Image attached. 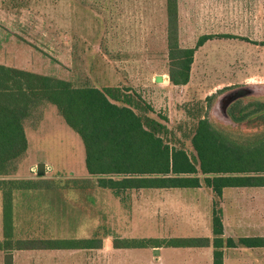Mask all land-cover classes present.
Segmentation results:
<instances>
[{"label": "rangeland", "instance_id": "374dc122", "mask_svg": "<svg viewBox=\"0 0 264 264\" xmlns=\"http://www.w3.org/2000/svg\"><path fill=\"white\" fill-rule=\"evenodd\" d=\"M115 1L34 0L37 12L32 11L30 18H16V31L29 30L33 48L43 55L39 56L36 70L50 77L69 79L76 89L49 92L54 104L39 98L42 104L24 122L27 148L23 152L19 140L16 141L9 155L13 169L10 175L0 177V180L20 182L16 187L21 189L13 190L11 194L12 209L17 214L16 219L22 222L16 227L25 231V234L18 232L19 239L53 236L83 240L93 235L101 240V249L80 258L67 254L63 258L64 264H123L125 259L136 264H153L144 251L145 254L139 251L141 257L129 252L131 257L123 258V250H114L112 240L123 239L127 233L134 239L157 240L174 233L178 226L184 231L189 228L188 222L175 225L185 223L181 214L191 217L189 215L211 204L212 198L205 189L131 191L118 198L95 187L101 174L89 176L83 138L64 123L60 109L72 125L81 128L79 130L88 144L95 143L94 140L101 143L104 139L108 151L112 144L111 153L106 156L96 148L92 149L91 157L95 161L92 160L91 168L94 171L123 168L130 171L126 173L128 176L140 175V171H145L147 176H157L155 171L160 172L167 165L169 169H194L197 174L193 176L202 178L222 174L225 172L222 167L232 168L244 157L251 159L249 157L258 155L263 160L264 147L241 153L216 138L214 130L235 141L255 139L233 132L213 113V103L219 92L229 88L264 87V47L254 49L239 43L240 47L232 49L233 60L228 62L229 65L225 58H215L206 66L198 58L187 84L172 85L167 81L158 85L153 82L154 75L168 73L165 50L159 48L145 52L137 49L134 42L122 43L123 1ZM79 4L87 8L82 10ZM124 35V39L130 38L129 34ZM107 39L116 41L109 44ZM122 45V51L113 52L117 56L114 63L107 61L109 57H103L105 49L116 50ZM221 49L223 51L214 48L213 56L216 53L225 55L227 49ZM72 51L74 58L71 60ZM139 54L151 58L141 59L137 57ZM57 58L64 65H60ZM158 60L161 65L150 64ZM80 86H91L92 89L81 90ZM109 90L118 100L108 97ZM245 103L243 101L241 105ZM97 113H103L100 117L106 121L95 120ZM121 116L123 124L120 123ZM108 122L111 125H107ZM96 128H100L103 136L95 135ZM2 158L7 156H0V160ZM39 162L45 163V175L41 177L36 175ZM104 162L107 163L105 167ZM169 174L175 175L171 171ZM71 179H89L88 190L53 191L51 186L63 185ZM215 203L213 201V206ZM46 204L55 205L43 210ZM88 205L90 208L94 205L95 221L88 219ZM123 207L134 218L131 222L126 221L124 226ZM46 212L62 213V218L42 221L41 215ZM176 213H179L178 220H175ZM26 214H31V218L25 219ZM27 261L28 258L23 263L27 264Z\"/></svg>", "mask_w": 264, "mask_h": 264}, {"label": "crops", "instance_id": "0c3cea01", "mask_svg": "<svg viewBox=\"0 0 264 264\" xmlns=\"http://www.w3.org/2000/svg\"><path fill=\"white\" fill-rule=\"evenodd\" d=\"M33 1L34 0H0V65L7 68L49 76L40 72L38 69L36 70V68L39 67L38 64H36L40 59L39 56L43 55L33 48L30 41L31 32L29 30L18 32L15 29L16 18H30L32 16V11H36ZM121 1H123L122 43L134 42L136 43L137 49L144 50L145 52L161 48L165 50L167 58L170 0ZM175 2L177 11V40L179 47L182 49L195 48L200 38L207 37L201 46L196 48L191 68L198 58H201L203 65L205 64L206 66L212 64L211 61L215 58L216 60H223L225 58L224 61L229 65L233 58L232 49L240 47L239 43H244L248 48L253 47L254 49H261L264 47V0H175ZM79 7L82 8V10L83 8H87L85 5L81 7L80 4ZM108 34L112 35L111 33ZM124 34H129L130 38L124 39ZM115 41L116 40L113 39L106 40L109 44ZM17 43L19 45H17ZM214 48H218L221 51H223L221 48H226L227 50L224 51L225 55L216 53L214 57L212 54ZM119 49H105L103 57L105 59L109 57L110 59H107V61L114 63L117 56L113 55V52L122 51L123 45ZM73 53L74 51H72L71 60L74 58ZM36 54L38 55L37 58L35 57ZM137 57L141 59L151 58L147 54H139ZM118 58L122 59L121 55H118ZM56 60L60 65H64V62L61 61L60 58ZM140 64L144 65L145 63L140 62ZM150 64L161 65L159 60L151 62ZM191 77L192 69H190L189 80ZM55 78L60 79L59 77ZM65 81H69V79ZM167 81L169 82L168 73H157L153 77V82L158 85L166 84ZM197 189L205 188L169 190L194 191ZM205 190L212 198L211 204L203 207V209H200L199 212L194 215H189L191 217H186L181 214L185 223L180 224L177 222V224H175L176 226L186 225L188 222L187 225L189 228L180 231L179 226L176 227L174 233L170 232L171 234L168 236H160L157 240H152L154 244H152L150 248L123 249V258L128 256L131 257L129 252L134 253L133 256L141 257L142 254L139 251H144L148 254V257H150L148 261L153 262V264L154 262L155 264H212L213 248L210 244L206 247H167L159 241L188 238H204L211 241L213 238L212 213L215 207L213 206L214 201L217 203H215L216 209L221 219V238L223 240H257L255 244L249 247L241 245L226 247L223 243L220 249L222 252V264H264V186L223 188L219 197L215 196L211 190ZM53 205L46 204L43 210H48L49 207ZM90 206L91 205H88L87 207L88 219H93V221H95L94 205L91 208ZM2 207V193L0 191V241L3 240ZM26 207H28V205H26ZM11 216V234L13 239H19V236H17L18 232L25 234V231L24 229L20 231V228L17 229L22 222L16 219L17 214L14 212V209H12V206ZM24 216L25 219L28 220L32 215L26 214ZM174 216L175 220L179 219V213H176ZM58 217L62 218V213L46 212V214L44 213L41 215V220H57ZM125 218H127V220H125ZM128 220H130L129 222L134 220L133 214L131 217L130 214L127 216L124 214L123 226ZM128 226L132 225L129 224ZM159 228L160 227L157 229ZM94 231L95 230H93L92 233H94ZM127 234L128 235H123V238H132L129 233ZM92 236H89L87 239H90ZM39 239L63 240L67 238L52 236L40 237ZM259 240H262L263 244H260ZM91 252H96V249L12 250L9 253L11 254L12 264H25L23 262L26 258H28L27 264H64L63 258L65 256L70 254V256H72L73 254L77 258H80V256L86 257ZM144 252L142 253L145 254ZM4 257L5 252L0 251V264H4ZM123 264L136 263L133 261L131 263V260L125 259Z\"/></svg>", "mask_w": 264, "mask_h": 264}, {"label": "trees", "instance_id": "16d2710c", "mask_svg": "<svg viewBox=\"0 0 264 264\" xmlns=\"http://www.w3.org/2000/svg\"><path fill=\"white\" fill-rule=\"evenodd\" d=\"M207 39V37L200 38L195 48L182 49L178 45L177 40V11L175 0L169 2V19H168V44H167V58H168V77L169 82L172 85H185L189 82V73L191 64L193 62V55L199 46ZM81 90L92 89L91 86H80ZM76 89L71 82L57 79L50 76L39 75L32 72L22 71L13 68H7L0 65V156H7L6 159H1L0 164V177L6 178L10 175L11 169V157L16 141L19 140V145L22 147L23 152L27 148V132L24 127V122L28 120L30 115L36 112V108L42 104V98L48 103H53L50 99L49 92H65ZM80 90V89H78ZM110 99L117 96H113L114 92L109 90L107 92ZM41 98V99H39ZM51 100V101H50ZM45 101V102H46ZM51 103V104H52ZM54 104V103H53ZM56 105V104H55ZM58 109V108H57ZM264 109V104L257 105L256 111ZM248 110V106L233 108V111L245 112ZM60 115L62 120L67 126L74 131L78 136H81L84 143L85 157H86V169L89 176L95 174H101L95 181V187L111 192L115 197L120 198L121 194L131 191H145V190H169V189H196L205 188L211 190L215 196L219 197L223 188L230 187H263L264 186V149H263V160L261 161L259 156L253 155L249 157L251 159H242L234 163V167L225 169L222 174H216L213 176H206L199 178L193 176L197 174L194 169L190 170H177L169 169L166 167L162 171H155L157 176H147L145 171H140V175H127L128 170L123 168L113 171L102 169V171L92 170L91 151L96 148L97 151L106 156L110 149L104 147V139L101 143L94 140L95 143L88 144L84 139L83 133L79 127L72 125L68 120V116L60 109ZM252 112V111H251ZM250 114V113H249ZM100 115L103 113H97L95 120L106 121L101 118ZM248 114H242L239 118L244 119ZM95 124V122H93ZM120 123L123 124V116L120 117ZM107 125H111L110 122ZM123 132V129H119ZM214 130V129H213ZM32 132V131H31ZM216 138L222 143L226 144L229 148L245 153L247 151L258 150L264 147V136L259 138L255 137L242 141H235L228 138L226 134L220 131L214 130ZM96 136H103L100 128L95 129ZM109 138L108 134H105ZM259 138V139H258ZM98 140V138H97ZM98 143V144H96ZM103 145V146H102ZM123 146V145H121ZM121 153L123 148L120 147ZM22 152V153H23ZM22 155V154H21ZM11 160V161H10ZM14 160V159H13ZM8 162V164H7ZM104 167L107 163L102 164ZM112 168V166H111ZM173 172L175 175H170L169 172ZM218 172V170H217ZM192 174L191 176H180L181 174ZM66 181L63 185L54 184L51 186L54 188L53 191H86L88 190L89 179ZM55 182V181H54ZM20 182L1 179L0 180V191L2 193V204H3V240L0 241V251L5 252L4 264H12L11 252L12 250H77V249H96L99 250L102 247V242L96 237L90 239H13L11 234L12 229V216H11V194L13 190L21 188L16 187ZM124 206V205H123ZM123 207V216L125 214ZM129 212L127 211L125 216ZM212 235L211 241L208 239H174L159 241L165 244L167 247H206L209 244L213 248V262L212 264H222V252L221 247L223 243L226 247L241 246H252L255 244L256 239H239L233 241L232 239L223 240L222 235V224L218 210L213 208L212 213ZM260 244H263L262 240H259ZM112 248L114 250L123 249H143L150 248L154 241L150 239H134L123 238L113 239Z\"/></svg>", "mask_w": 264, "mask_h": 264}, {"label": "flooded vegetation", "instance_id": "af4514ba", "mask_svg": "<svg viewBox=\"0 0 264 264\" xmlns=\"http://www.w3.org/2000/svg\"><path fill=\"white\" fill-rule=\"evenodd\" d=\"M235 89V88H234ZM233 90V88L226 89L224 91L219 92L215 101L213 103V113L222 119L223 123L228 124L229 128H232L233 132L242 133L240 135L243 136H254L259 137L260 135L264 136V109L261 111H256L257 105L264 104V95H251L244 96L242 98L234 100L226 109V118L223 119L215 110L214 106L216 102L226 93ZM243 101H246L244 105H241ZM248 106V110L245 112L233 111L232 109L237 107H245ZM251 108V109H250ZM252 111V112H251ZM250 113V114H249ZM242 114H248L244 119H240L239 117ZM260 134L259 136H255Z\"/></svg>", "mask_w": 264, "mask_h": 264}, {"label": "water", "instance_id": "95a60500", "mask_svg": "<svg viewBox=\"0 0 264 264\" xmlns=\"http://www.w3.org/2000/svg\"><path fill=\"white\" fill-rule=\"evenodd\" d=\"M264 95V87L259 85L241 86L224 94L215 104L214 110L223 118H226V109L236 99L244 96ZM36 175L41 177L45 175V163L36 164Z\"/></svg>", "mask_w": 264, "mask_h": 264}]
</instances>
